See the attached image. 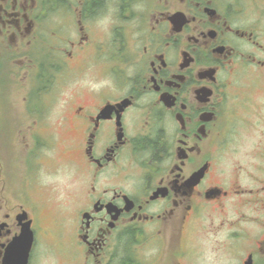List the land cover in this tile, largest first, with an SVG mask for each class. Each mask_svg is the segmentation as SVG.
<instances>
[{"label": "flooded vegetation", "instance_id": "flooded-vegetation-1", "mask_svg": "<svg viewBox=\"0 0 264 264\" xmlns=\"http://www.w3.org/2000/svg\"><path fill=\"white\" fill-rule=\"evenodd\" d=\"M63 81L59 118L40 120ZM40 121L74 174L57 232L38 199ZM48 252L264 264V0H0V264Z\"/></svg>", "mask_w": 264, "mask_h": 264}, {"label": "rangeland", "instance_id": "rangeland-1", "mask_svg": "<svg viewBox=\"0 0 264 264\" xmlns=\"http://www.w3.org/2000/svg\"><path fill=\"white\" fill-rule=\"evenodd\" d=\"M26 82L23 79V83ZM23 93L25 94L29 88L26 84L23 85ZM59 88L55 90V100H49V97H46V102L48 103V108L44 112V116L40 117V120H44L45 117L50 118V121L55 123V120L59 118V111L61 100L65 97L67 92V87L65 81L60 84ZM56 87V85H55ZM42 113V112H41ZM40 113V114H41ZM53 118V119H52ZM46 121H40V134L38 136V173H37V182L39 184L38 189V199L46 198L48 205H50L54 213L47 218V222L51 228L55 229V232L59 231L61 223L66 218L65 207L69 205L70 198L69 195L73 191V172L69 169L67 165V157L63 153V137L64 135L57 131V128L54 126H48L45 124ZM53 132V134H51ZM63 132V131H62ZM54 135V137L52 136ZM20 138L16 137L14 134L7 136V148H6V173L12 174L13 180L11 183H8L7 186L10 187L8 191L11 193H18L20 189L19 184V174H22V169L17 167H12L10 163L17 164L18 161L15 159L18 157L20 150ZM22 146V145H21ZM18 170V171H17ZM19 172V174H18ZM15 176L18 178L15 179ZM57 221V222H56ZM43 248V245L40 246V249ZM42 253H44L42 249ZM44 258V262L47 264H56L55 257L48 252L47 255L41 256Z\"/></svg>", "mask_w": 264, "mask_h": 264}, {"label": "water", "instance_id": "water-1", "mask_svg": "<svg viewBox=\"0 0 264 264\" xmlns=\"http://www.w3.org/2000/svg\"><path fill=\"white\" fill-rule=\"evenodd\" d=\"M29 232L27 231V230H24L23 231V234H22V238H20L19 240H22L23 241V243H26V241L27 242H29L30 241V238H29ZM19 240H16V241H14L11 245H10V247H11V249L12 248H17V247H19ZM26 247H27V244H26Z\"/></svg>", "mask_w": 264, "mask_h": 264}]
</instances>
